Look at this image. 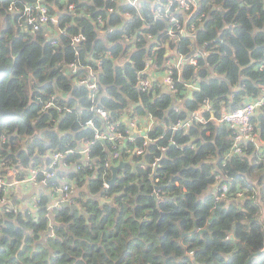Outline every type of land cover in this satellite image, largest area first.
I'll list each match as a JSON object with an SVG mask.
<instances>
[{
    "label": "trees",
    "instance_id": "obj_1",
    "mask_svg": "<svg viewBox=\"0 0 264 264\" xmlns=\"http://www.w3.org/2000/svg\"><path fill=\"white\" fill-rule=\"evenodd\" d=\"M36 1L0 0V135L6 136L0 145L2 174L16 169V177L23 178L24 168L49 164L52 152L76 149L89 134L87 128L77 130L74 121L81 114L73 115L77 107L84 114L95 111L89 89L74 79L87 75V66L95 69L100 87L96 105L110 108V116L136 112L144 127L137 110L145 104L155 107L153 117L159 113L163 119L159 125L147 122L143 153L134 151L131 140H122L124 151L109 162L107 153L121 143L113 148V139H97L87 159L78 152L66 154L70 167H60L48 184L59 186L61 179L72 183V204L50 209L42 191L35 210H15L20 201L13 196L14 207L0 204V264H130L141 249L152 264H243L242 254L249 256L247 264H264V204L256 205L264 201V104L261 117L253 118L256 139L242 141L239 153L232 152L234 128L227 121L221 124L217 114V109L231 111L264 97V0H194L195 11L179 24L175 15L164 21L153 17L156 22L149 23L136 6L150 0H43L57 21L34 32L25 23V12ZM166 3L156 0L153 10ZM77 34L84 38L73 42ZM203 46L205 54L199 51ZM178 56L185 57L182 66L172 63ZM71 61L78 63L73 74L64 68ZM167 69L172 87L163 89V77L154 75L147 89L140 87L141 78ZM28 73L40 81L36 91L23 79ZM189 82L197 88L188 97ZM229 87L231 103L225 108ZM28 93L40 101L53 97L54 104L17 108ZM64 106L72 110L61 112ZM39 107L47 113L33 123ZM186 119L188 126L174 128ZM169 121H175L171 128ZM119 127L117 123L114 134L125 138V132L116 131ZM201 137L211 139L201 142ZM41 142L46 145L42 151ZM212 144L225 145L221 160L208 156ZM143 159L146 167L140 166ZM120 160L128 162L106 186L113 176L110 165ZM228 161L235 174L228 179L217 174L212 181L218 187L220 179L228 183L225 194L219 192L223 207L217 209L210 193L196 198L201 186L194 185L193 177L207 181L213 163L223 167ZM98 184L107 194L97 197ZM6 195L0 188V200ZM250 204L253 214L247 213ZM233 235L240 244L234 252Z\"/></svg>",
    "mask_w": 264,
    "mask_h": 264
},
{
    "label": "built area",
    "instance_id": "obj_2",
    "mask_svg": "<svg viewBox=\"0 0 264 264\" xmlns=\"http://www.w3.org/2000/svg\"><path fill=\"white\" fill-rule=\"evenodd\" d=\"M126 2H129L131 4H137L141 0H123ZM72 7V6H71ZM198 9V6L196 5V10ZM25 17H26V24H29L31 26L32 31L36 32L40 28H46L50 22H55L57 21V16L50 14L49 9L46 4H44L43 0H37L35 4H31L30 6L27 7L26 12H25ZM172 19H175V17H172ZM99 20L102 21V17H99ZM184 27L181 28V31H184ZM187 32V30H186ZM84 38L82 34H77L73 37V42H78L80 39ZM177 61V60H176ZM189 61L193 64L197 63V59L194 56L189 57ZM102 62V59H99L97 61V65H100ZM67 68L68 71L73 74L76 73L78 69V63L76 61H71L67 64H65V67ZM87 70V75H80V76H75V81L78 84L84 85L89 89V96L91 98V109H99L101 106L96 105L97 103V97L100 93V87L98 85L97 81V76L95 74V69L93 67L87 66L85 68ZM170 71V70H169ZM70 74V75H71ZM155 75L150 72V76L141 78L139 80V85L142 89H147L151 83V76ZM165 84L168 87H172V77L170 76V72L164 73V78H163ZM261 90L264 94V84L261 85ZM55 97V96H54ZM53 97L47 100V103H45L46 107H49L54 104L53 102ZM262 98L260 99H252L251 101H248L241 105L240 107L227 111L229 119L227 122L234 128V144L232 148V152L239 153L241 152L242 148V141H247V140H252L255 139L254 135V129L255 125L253 122V118L256 116L258 108L264 104L262 102ZM82 109V108H81ZM72 108L69 106H64L60 107V111H71ZM83 110V109H82ZM103 114V111H102ZM199 117V116H198ZM202 119L201 117H199ZM93 123H95L93 121ZM190 123L189 119L179 121L176 125H179L178 127H185L188 126ZM174 126L176 128L177 126ZM112 127V130L115 129V126L110 125ZM97 139H103L105 140L106 137L103 135V133L97 134L95 137V140ZM6 140V136L4 134L0 135V145L2 142ZM114 143H113V148L117 146L119 143H121L122 140H127L122 136L121 132L115 133L114 134ZM145 142L149 143L148 138L145 139ZM85 143H87L85 141ZM93 143H88L87 144V151L84 150L83 148H80L79 151H75V149H69L67 151H55L51 153V161L49 164L41 166V167H27L24 168L25 171L27 172L28 177L25 176V178H17L16 177V169H11L9 170L8 176H5L2 174V168L4 166V161L0 159V188L5 190L7 192V195L0 200V204H5L8 203V206L10 208L14 207L11 203V200L9 196L16 195L15 190L17 189V184H23V185H29L30 186H41L43 187L44 185L48 184L50 180H53L54 177H58V171L60 167L63 166V168H69L70 163L65 161V156L66 154L69 153H74L78 152L82 156H84L87 159V155L90 153V145ZM136 151V150H134ZM133 151V152H134ZM137 153H143V149L141 148L139 151H136ZM1 155V154H0ZM121 155L120 151L115 152L116 158H119ZM159 161V158H156L153 161V166H157ZM141 164H146L145 160L140 162ZM112 163L110 167L113 165ZM39 172H42V177H39ZM61 184L59 186H53L54 188V193H55V199H51V203L49 205L50 209H53L55 207L63 205L64 201H68L70 204L73 203L75 200V187L72 183L61 179L60 180ZM106 186H109L108 180L105 182ZM222 186V187H221ZM220 191L222 192L221 195H224L225 192L227 191L228 188V183L224 181V179H220L219 183ZM37 198L38 196H33L32 201H33V206L32 210L36 209V204H37ZM20 206H16L15 210H17ZM26 208V207H25ZM30 208V207H27Z\"/></svg>",
    "mask_w": 264,
    "mask_h": 264
},
{
    "label": "clouds",
    "instance_id": "obj_3",
    "mask_svg": "<svg viewBox=\"0 0 264 264\" xmlns=\"http://www.w3.org/2000/svg\"><path fill=\"white\" fill-rule=\"evenodd\" d=\"M156 0H150L149 3L147 4H137V9L142 10L144 12V16L148 19L149 23H155L156 20L153 19V17H157L161 19V21L164 20H169L171 19L172 15H175L179 17L178 24L181 21H185L187 17L191 16L192 13L195 11V4L194 0H168V3L162 4V5H157L156 10H153V4H155ZM168 10H171V14L168 12ZM139 14V11L137 12ZM195 20L192 21V23ZM188 22V21H187ZM23 79H27L30 84H34L35 88L32 89V91H36L38 88L39 80L35 77H31L30 74L28 73L27 77H24ZM231 92V88L229 87L228 92L224 93V96L226 97V102H225V108L227 107L228 103H231V100L229 98V93ZM58 95V93H57ZM98 102V101H97ZM213 108H216L217 105V100L215 98H212L211 101ZM264 102V100H262ZM20 103L23 104V107H17L20 109L27 108L31 104H38V105H43L47 103V98L43 101L36 100L33 98L30 93L20 101ZM132 107V104L130 102L129 108ZM40 108L39 114L36 112L34 113V120L33 123H35L36 120H40L41 115H45L47 113L46 108ZM140 110L137 112H140L143 114L144 117V127H141V120L137 118V113L129 111L127 115L120 116L119 114L117 115H109V113L112 111L110 108H105L104 105H101L99 109H96L95 111L88 110L86 114H84L83 110L80 107L76 108L75 113L73 115L75 116L77 113L81 114V118L74 121L77 123L78 128L77 130L83 131L85 128L89 129V134L84 136L81 141L77 142V148L75 151H79L80 146L84 147V150L87 151V144L88 143H95V137L97 134L103 133V135L106 137L105 143H108V141L112 140L114 138V132L112 130V127L110 125L115 126L117 123L120 125L119 128L116 129V131H123L126 133L125 139L131 140L134 145V150L139 151L143 147V142H144V137L148 135L147 132V122L149 120H152L154 123L158 124L160 121L163 119L157 113L155 117H153V112L156 111L155 107L149 108L148 105L141 104L140 105ZM103 111V114H102ZM217 114L220 116V121L221 124H223L224 121H227L229 119L227 112H221L219 109H217ZM131 117V118H129ZM95 121V123H93ZM175 121H169L168 122V127L171 128ZM207 123V122H205ZM177 127L179 125H176ZM211 127V126H209ZM159 129V128H158ZM160 131V129H159ZM158 131V132H159ZM218 131L222 132L223 128L221 127ZM156 133H154L155 135ZM157 139H160V135H156ZM206 139H211V137H201V142H203ZM256 139V138H255ZM85 141L87 143H85ZM46 145L41 142L40 143V148L41 151L44 149ZM225 147L224 144H212L210 147H208L207 154L209 157H215L216 160H221L223 158V151L222 149ZM117 150L114 149L112 152L107 153V157L109 159V162H111L112 159L116 158L115 152ZM118 151L123 152L124 151V145L123 142L121 141L120 148ZM142 159V157H141ZM236 159L235 156L232 157V160L234 161ZM87 164L88 162L85 161ZM97 164H102V160H98L96 162ZM231 161H228L225 163V166L221 167L219 164L213 163L211 165L213 169V175L208 177L207 181L203 180H197L195 176L193 177V183L194 185H200V188H197V191L194 193L196 195V198L199 199L202 195L205 193L211 194L215 199H213L212 203L216 206L217 209L223 207V204L221 203V198L219 197V192H220V187L217 186V184L212 183V181L216 180V175L218 174L221 178L228 179L230 175H234V171L231 168ZM141 167H146V164H141ZM90 168H95V164H90ZM101 171H106L101 167ZM207 183V187L203 188V184ZM222 187V186H221ZM202 188V190H201ZM100 193H105V189L102 187V185L98 184L97 192L96 195L99 197ZM262 204H264V201H261L260 203L256 204L257 207H260ZM252 205L250 204L248 206V211L247 213L253 214L252 213ZM204 215H207V211H203ZM32 215H35L33 212ZM131 223V221H129ZM224 227L227 229L229 227L228 224H225ZM118 229H114L116 231ZM234 236V235H233ZM126 238V237H125ZM234 244L232 248V252L236 251L237 248L240 246L239 244V239L234 236ZM121 240H118L115 244L120 246ZM143 249H141L138 253L135 259L130 262V264H152V259L151 257H144L142 255ZM249 253H252V249H248ZM120 255V251L118 250L116 253V257L118 258ZM112 258V257H111ZM249 256L246 255H241V260L243 264H247ZM154 259H159V257H155Z\"/></svg>",
    "mask_w": 264,
    "mask_h": 264
},
{
    "label": "crops",
    "instance_id": "obj_4",
    "mask_svg": "<svg viewBox=\"0 0 264 264\" xmlns=\"http://www.w3.org/2000/svg\"><path fill=\"white\" fill-rule=\"evenodd\" d=\"M199 51L201 52V53H203V54H205V49H204V46L202 47V48H199ZM185 59V57H183V56H178L177 57V61L176 62H172V63H175V64H177V65H181L182 64V61ZM174 59H172V61H173ZM182 66V65H181ZM166 71V73H168L169 72V70L167 69V70H165ZM154 76H156V77H163L164 78V74L162 73V72H160V73H155V75ZM189 84V86H188V90H187V95H188V97L189 96H191V90L193 89V88H197V84H195V83H188ZM260 98H262L263 100H264V97H260ZM261 108L259 107L258 108V111H257V116H259V113H261V110H260ZM256 123V122H255ZM26 177H28V175L26 176ZM25 178V177H24ZM60 184H61V182H60ZM26 185H27V183H26ZM27 186H29L30 187V184L29 185H27ZM24 188V185L23 184H20V185H18L17 186V189L15 190V193L14 194H16V195H14V197H15V200H18V201H20V204H19V206H21L22 208H25V207H30V208H32V206H33V199H32V197L33 196H38L39 194H41L40 192L42 191V192H46L47 194H48V196H49V203H51V199H55V193H54V188L55 187H52L51 186V184H46V185H44L43 187H41V186H33L32 187V191H26V190H24L23 189ZM39 197V196H38ZM32 199V200H31Z\"/></svg>",
    "mask_w": 264,
    "mask_h": 264
},
{
    "label": "water",
    "instance_id": "obj_5",
    "mask_svg": "<svg viewBox=\"0 0 264 264\" xmlns=\"http://www.w3.org/2000/svg\"><path fill=\"white\" fill-rule=\"evenodd\" d=\"M166 88H167V85L166 84H163V89H166ZM261 115H262V113H259V117H261ZM126 162H128V161L120 160L117 164H113L111 166V168L113 170V176H112V178H110L108 180V183L109 184L112 183L116 179L118 169L121 168L124 164H126ZM54 178H56V176ZM63 205H70V203L68 201H64L63 202Z\"/></svg>",
    "mask_w": 264,
    "mask_h": 264
},
{
    "label": "rangeland",
    "instance_id": "obj_6",
    "mask_svg": "<svg viewBox=\"0 0 264 264\" xmlns=\"http://www.w3.org/2000/svg\"><path fill=\"white\" fill-rule=\"evenodd\" d=\"M254 135H255V137H256V134H254ZM27 141H28V142H31V141H32V138H28ZM18 185H20V184H17V186H18ZM23 189L26 190V191H32V190H33V189H32V186L29 187V186H27V185H24V188H23ZM31 200H32V199H31Z\"/></svg>",
    "mask_w": 264,
    "mask_h": 264
}]
</instances>
